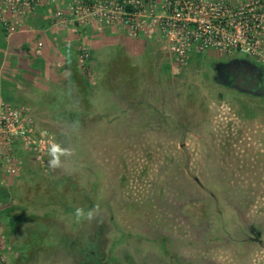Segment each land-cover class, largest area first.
Returning <instances> with one entry per match:
<instances>
[{"label": "rangeland", "instance_id": "374dc122", "mask_svg": "<svg viewBox=\"0 0 264 264\" xmlns=\"http://www.w3.org/2000/svg\"><path fill=\"white\" fill-rule=\"evenodd\" d=\"M157 57L134 60L136 107L88 116L84 101L76 111L62 99L40 117L74 150L72 171L51 169L46 154L35 188L12 192L23 211L1 233L6 264H264V249L248 240L254 228L264 242L261 68L213 51L185 69ZM241 76L263 92L236 85ZM96 206L97 218L77 221V208Z\"/></svg>", "mask_w": 264, "mask_h": 264}, {"label": "crops", "instance_id": "0c3cea01", "mask_svg": "<svg viewBox=\"0 0 264 264\" xmlns=\"http://www.w3.org/2000/svg\"><path fill=\"white\" fill-rule=\"evenodd\" d=\"M69 1L58 0L55 5L39 8L25 20L22 30L12 35L0 25V100L28 106L36 123L48 130L51 124L40 117L53 113L62 99L72 101L76 111L81 110L76 103L84 101L88 116H101L109 108L136 107L141 91L137 92L130 73L138 67L134 60L155 59L158 55L159 66L164 64L159 58L162 50L157 49L160 42L154 34L131 38L121 27L104 26L97 21L83 26L56 25L57 10L66 9ZM82 45L90 51V80L78 66ZM171 66L173 69V62ZM127 73L131 75L129 78ZM108 99L111 104L107 106ZM18 153L25 159L21 174L7 178L0 173L1 242L6 240L1 233L11 225L13 212L23 211L21 204L15 207L18 204L13 202L12 192H27L28 186L35 188L40 181L34 157L23 155L21 148ZM33 203L27 204L32 207Z\"/></svg>", "mask_w": 264, "mask_h": 264}, {"label": "built area", "instance_id": "2783aa9c", "mask_svg": "<svg viewBox=\"0 0 264 264\" xmlns=\"http://www.w3.org/2000/svg\"><path fill=\"white\" fill-rule=\"evenodd\" d=\"M58 0H0V25L8 35L21 31L30 14ZM55 24L87 25L97 21L118 26L129 37L156 35L161 50L174 66L185 69L192 56L217 52L221 56L244 55L264 74V0H70L55 14ZM89 49L82 45L78 66L89 72ZM54 137L40 127L26 105L0 100V173L18 177L24 156L43 165L49 141ZM8 251L0 244V259Z\"/></svg>", "mask_w": 264, "mask_h": 264}, {"label": "clouds", "instance_id": "9594fccd", "mask_svg": "<svg viewBox=\"0 0 264 264\" xmlns=\"http://www.w3.org/2000/svg\"><path fill=\"white\" fill-rule=\"evenodd\" d=\"M70 56V53L68 54ZM79 123L73 122L70 126L69 131L73 132L78 129ZM47 154L49 156L48 166L55 169H63L66 172H71L69 164L67 163L68 159L73 156L74 150L68 147L62 146L61 143L53 141H49L47 147ZM100 215V209L96 206L93 209H89L87 212L83 208H77L75 210V217L77 221L87 219L89 221L97 218Z\"/></svg>", "mask_w": 264, "mask_h": 264}, {"label": "flooded vegetation", "instance_id": "af4514ba", "mask_svg": "<svg viewBox=\"0 0 264 264\" xmlns=\"http://www.w3.org/2000/svg\"><path fill=\"white\" fill-rule=\"evenodd\" d=\"M261 70H260V72H261V74H263V70L262 71ZM234 79L236 81L235 82L236 85H238L241 88H245L246 90H249V91H251L253 93H262L263 92V87L261 86V84H260V82H259V80L257 78L255 80V79H253L251 77L248 78L246 76H241L240 78H234ZM250 231L252 233V236H250L248 238V240H250L251 242L256 243L260 247H262L261 244H262L263 240H262L261 235L259 233H257L254 228H251ZM263 244H264V242H263Z\"/></svg>", "mask_w": 264, "mask_h": 264}, {"label": "water", "instance_id": "95a60500", "mask_svg": "<svg viewBox=\"0 0 264 264\" xmlns=\"http://www.w3.org/2000/svg\"><path fill=\"white\" fill-rule=\"evenodd\" d=\"M261 245H262V247L264 248V244H263V242H262V244H261Z\"/></svg>", "mask_w": 264, "mask_h": 264}, {"label": "trees", "instance_id": "16d2710c", "mask_svg": "<svg viewBox=\"0 0 264 264\" xmlns=\"http://www.w3.org/2000/svg\"><path fill=\"white\" fill-rule=\"evenodd\" d=\"M7 196H9V194H7Z\"/></svg>", "mask_w": 264, "mask_h": 264}]
</instances>
